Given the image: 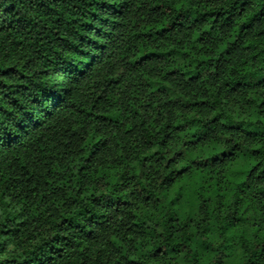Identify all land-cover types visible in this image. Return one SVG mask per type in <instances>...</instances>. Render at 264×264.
<instances>
[{
	"label": "trees",
	"instance_id": "trees-1",
	"mask_svg": "<svg viewBox=\"0 0 264 264\" xmlns=\"http://www.w3.org/2000/svg\"><path fill=\"white\" fill-rule=\"evenodd\" d=\"M0 264H264V0H0Z\"/></svg>",
	"mask_w": 264,
	"mask_h": 264
}]
</instances>
